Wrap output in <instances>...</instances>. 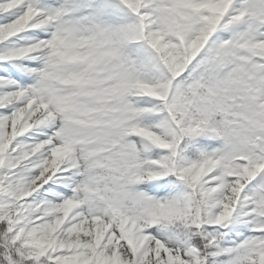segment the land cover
<instances>
[{"label":"rangeland","instance_id":"obj_1","mask_svg":"<svg viewBox=\"0 0 264 264\" xmlns=\"http://www.w3.org/2000/svg\"><path fill=\"white\" fill-rule=\"evenodd\" d=\"M44 1L62 8V56L21 50ZM230 2L25 0L0 27V83L14 84L0 86V192L33 263L204 264L173 229L186 176L220 196L198 219L204 239L232 264H264V0ZM199 136L207 149L180 159ZM15 253L0 242L4 264Z\"/></svg>","mask_w":264,"mask_h":264},{"label":"trees","instance_id":"obj_2","mask_svg":"<svg viewBox=\"0 0 264 264\" xmlns=\"http://www.w3.org/2000/svg\"><path fill=\"white\" fill-rule=\"evenodd\" d=\"M159 110L168 116L171 113L175 125L182 128V125H184L182 124L183 120H181L176 114L172 112L169 113L163 103L160 104ZM199 137L200 138L188 143V145H181V148H179V150L175 152L176 154L178 152L180 159L182 157H196L198 156V154L201 153L200 150L204 152L207 149L210 140L205 136ZM174 161L171 160L170 163L173 164ZM214 172H219V168H214ZM5 175L6 172L1 170L0 168V178ZM165 178L166 180H175L177 177L171 170V172L167 173ZM186 178L188 177L185 176V178H183L185 179V181L183 180L182 185L183 190H187L185 191L187 192L186 203L180 204L177 208V211L175 212L176 217L179 220V224L173 228L174 231H176V234L178 236H180L182 239L187 240L190 243V247L193 250V256H191V260H193L192 258L196 257L198 259L197 261H200L204 264H232L229 260L228 251L221 249L223 248V245L219 244L216 238L212 236L209 239H204L203 233L206 234L205 231H207V229L205 228L202 231L199 230L198 226L199 217L214 210L217 207L216 201L219 199L220 196L213 194L201 195L194 193V190L189 187L190 183H186ZM152 184H155L154 180ZM251 187L252 186L250 185L249 187L243 190L241 194V200L238 203V209H241L240 206L243 203L242 199H246L247 196L254 195L255 190ZM185 192L179 191V193L181 194ZM179 202H181L180 199ZM246 207L249 208L250 205ZM14 208V201L8 198L2 192H0V242L5 246L11 248L12 251L16 252L14 259L15 262H17L18 264H35L30 260L29 257H27L31 254L35 255L37 253L36 251L34 252L31 250L34 246H23L20 241L16 240L17 238H15L14 235L10 232L11 213ZM200 231L202 232L201 234ZM204 241H206V247L203 246ZM0 264H4V262L0 260ZM47 264L51 263L48 262Z\"/></svg>","mask_w":264,"mask_h":264},{"label":"bare ground","instance_id":"obj_3","mask_svg":"<svg viewBox=\"0 0 264 264\" xmlns=\"http://www.w3.org/2000/svg\"><path fill=\"white\" fill-rule=\"evenodd\" d=\"M221 2H225V0H220ZM234 0H231L233 2ZM25 0H0V9L6 10L4 14L0 17V21L6 22L4 25H0L2 28H7L11 30V19H15L18 13L19 8L23 7ZM47 1H44L45 7L43 10H35L27 14L24 17V26L27 27V33L24 36V41L21 45L22 51H34L36 49L44 48L45 51L51 53L55 56L64 55L63 52V39L58 33V24L57 19L60 17L62 13L61 6L53 2L52 6L46 8ZM230 2V3H231ZM229 3V4H230ZM35 29V31L33 30ZM43 35H46L47 38L44 40ZM83 43L79 41V44L76 45V51L74 52L75 60H82L85 58V52L82 50ZM44 62V59H42ZM23 72L25 71L22 69ZM25 74V73H24ZM30 78L37 77L33 72L31 74L26 73ZM39 76V75H38ZM1 88H12L14 84L9 80L1 81ZM12 94H17L16 91H4L3 95L9 98ZM46 136V134H44ZM114 262V258L111 259V263Z\"/></svg>","mask_w":264,"mask_h":264}]
</instances>
